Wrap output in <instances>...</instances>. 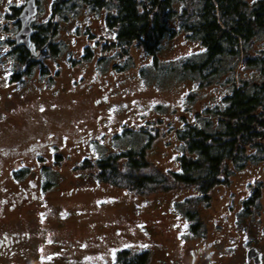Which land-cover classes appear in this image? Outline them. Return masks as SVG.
I'll return each mask as SVG.
<instances>
[{
	"label": "rangeland",
	"instance_id": "obj_1",
	"mask_svg": "<svg viewBox=\"0 0 264 264\" xmlns=\"http://www.w3.org/2000/svg\"><path fill=\"white\" fill-rule=\"evenodd\" d=\"M53 1L38 0V23L48 21ZM199 1L171 0L175 30L162 38L154 61L144 56L135 41L124 45L123 50L110 46L107 103L94 105L105 93L90 84L89 75L99 64L83 61L79 68L62 66L59 76L53 79L48 78V75L53 76L52 72L43 73L45 76L35 72L14 84L8 83L1 71L0 101L4 111L15 100L19 107L18 123L24 122L19 128L30 129L26 126L29 123L36 129L43 125L42 128L57 130L68 139L72 134L84 135L93 129L97 144L83 148L81 158L85 156L83 152L91 154L84 165L94 164L109 155L124 173L121 154L129 150L137 154L145 149L150 152L146 161L151 154L152 159L142 174L161 180V171L166 168L178 171L174 168L176 158L185 153L187 144L179 136L173 137V131L191 126L204 129L210 135L221 132L218 113L227 108V97L232 91L250 94L264 85V28L253 26L247 42L238 38L237 55H217L208 61L207 49L194 28L198 20L194 9L200 5ZM242 1L246 4L244 14L249 17L255 6L264 2ZM25 2L0 0V60L3 62L10 59L5 56L9 48L6 40L12 34L15 14H19ZM73 4L76 12L70 9ZM85 5L70 3L65 8L70 10L65 13L66 17L57 19L55 41L74 40L75 31L85 24L94 27L96 34H107L103 27L96 30L100 21L92 18L91 10ZM112 9L110 5L109 15ZM186 23L193 26V31ZM109 38L115 39L110 30ZM183 41L185 43L181 44ZM7 89H17V92L9 94ZM262 97L264 103V94ZM78 118L81 126L74 132ZM149 125L169 130L144 148V133H150ZM70 144L65 141L66 148ZM255 144L244 147L245 155L257 154ZM188 156L194 161L198 154ZM239 165L231 159L224 160L210 184H202L199 180L193 185L179 183L176 188H170L169 184L161 182L137 190L125 182L115 185L102 181L99 174L105 175V172L88 167L82 170L79 180L71 177V181H77L82 188L80 204L72 211L74 217L61 216L60 219L59 212H55L59 215L38 221V208L35 207L34 264H116L120 251H127L129 255L146 253V264H191L190 251L199 250L215 237L220 242L213 247L208 264H247L248 247L254 246L264 255V159L255 164L247 160L246 164ZM201 173L193 171L190 174L199 177ZM90 186L94 187L92 192ZM254 188L257 189L255 205L251 206L249 215L243 216L239 214V205ZM91 193L96 195V200L90 201ZM196 199H205L208 205L199 217L202 227L192 230L193 210L199 208L192 205ZM214 221L217 227L206 231ZM203 259L205 257L198 258L196 262L205 264Z\"/></svg>",
	"mask_w": 264,
	"mask_h": 264
},
{
	"label": "flooded vegetation",
	"instance_id": "obj_2",
	"mask_svg": "<svg viewBox=\"0 0 264 264\" xmlns=\"http://www.w3.org/2000/svg\"><path fill=\"white\" fill-rule=\"evenodd\" d=\"M89 1L54 0L48 21L38 23L35 16V20L31 24L32 32L29 38V42L34 48L32 51L28 50L24 45L17 44V35L21 24L18 21L19 14L16 13L15 20L12 23V34L6 40L9 48L6 50L5 56L10 57V59L4 62L0 60V72L5 73L6 81L14 84L35 72H38L37 74L41 76H45L46 74H43L45 72H52L53 76L48 75V78L53 79L54 76H59L62 66L79 68L83 61H94L99 64L97 65L99 68L89 75L90 84L96 86V89H99L101 93L105 91L104 96L99 100L97 99L94 105L100 106L101 103H107L109 98L110 46L117 50H123L124 45L128 43L121 41L118 38V28L109 24V6L104 4L93 7ZM77 2L86 4L85 7L91 10L90 13L93 14L91 15L92 18L98 22L100 21L96 30H101L103 27L107 34H96L94 27L85 24L82 28L79 27L75 31L74 40H69V42L63 41V39H60L59 42L55 41L58 34L59 21L57 19L66 17L65 13L70 9H72V12H76L75 8H73L76 6L75 4L71 5L70 9L65 8L70 3ZM159 2H163V0H159ZM36 3H38V0H36ZM159 9V6H156V11L150 16L157 15L160 21L166 25L168 31L163 37L166 38L175 30L174 22L172 21V16L168 15V8H165V13H160ZM170 9L172 8L170 7ZM109 30L114 34V40L109 38ZM184 43V41L181 42V44ZM134 44L142 49L146 58L151 61L156 59L160 43L155 46L154 53L147 52L137 42ZM100 74L102 75L101 78ZM78 86L81 89L82 85L79 84ZM7 90L9 94H16L17 92V89ZM79 102L80 96H78L77 103L79 104ZM2 108V102L0 101V264H34L33 225L35 207L38 208L36 211L38 221H41L40 218L45 219L59 214L60 219L61 216L63 218L74 217L75 215L72 211H75L77 205L80 204L78 201L82 197V188L76 184L77 181H71V177L74 180H79L82 170H86L88 167L96 170L102 169L101 161L105 160L109 163V155L106 159L98 161L99 163L96 161L94 164L84 165L83 162L87 161L91 154L89 151L83 152L85 156L81 158L83 148L97 144V135L93 134V129H89L84 135L72 134L70 139L57 130L49 131L48 128H42L43 125L36 129V127L31 126L34 124L29 123L26 126H30V129H21L19 127H22L24 122L18 123L19 107L16 101L13 100L11 102V106L7 111ZM98 120H100V117H98ZM78 126H81L79 118L74 132L79 130ZM149 126H151L148 128L150 133L145 132L143 129L146 139L144 148L150 147L156 137L161 136L163 131L169 130V128L164 129V127L161 129L158 125ZM128 131L131 130L128 129ZM179 131L176 128L173 131V137L176 138ZM65 141H70L71 143L67 148ZM129 152L130 150L124 152L125 156L122 157L124 173H128L132 169L130 166L132 162L143 164L142 170L147 169L151 163L150 159H152V154L149 156V160L146 161L145 159L147 153H150L148 150L143 149L134 156L128 155ZM190 153L187 148L185 153L176 158L177 161L174 168L178 171H173L169 168L161 171L164 183L169 184L170 188H176L178 184L174 174L182 169V159L184 158L186 162H193L192 158L188 156ZM110 158V162H114V159ZM67 168L68 171H66ZM142 170L140 171L141 174L143 173ZM97 175L98 173L94 175L95 180L98 177ZM146 176L149 177V175ZM153 183L154 185L156 184V182ZM93 188V186H90L91 192ZM256 190V188L252 189L251 193L242 200L239 205V214L243 216L250 214L252 211L251 206L255 205L257 199ZM92 200H96V195L92 196L91 193L90 201ZM193 202V206H199V208L193 210L191 218V221L195 220V223L192 225L193 228H190L195 230V227H202V219L199 221V217L203 214L202 210L206 211L204 206L208 204H205V199H196ZM55 212H59V214H54ZM215 227H217V222L214 221L212 226L208 227L206 231L213 230ZM218 242H220V239L215 237L211 241L204 243L199 250L192 249L190 251L191 264H198L196 262L197 259L203 257H205L203 259L205 264H208L207 262L210 261L213 254V247ZM251 247L254 246H250L248 249ZM68 258H71V256ZM247 264L253 263L250 261ZM261 264H264L263 253Z\"/></svg>",
	"mask_w": 264,
	"mask_h": 264
},
{
	"label": "trees",
	"instance_id": "obj_3",
	"mask_svg": "<svg viewBox=\"0 0 264 264\" xmlns=\"http://www.w3.org/2000/svg\"><path fill=\"white\" fill-rule=\"evenodd\" d=\"M90 1L93 7L111 5L113 9L109 15V24L118 28V38L126 43L136 41L150 53L155 52V46L168 31L157 15L150 16V14H154L156 6H159L160 13H165V8H168V15L173 16V9H170L171 0H163V2L159 0ZM199 3L198 8L194 9L198 19L194 28L200 34L201 43L207 49L208 61L217 55H237V39L247 42L252 35L253 26L256 25L257 29L264 28V2L255 6L252 17L244 14L246 4L242 0H200ZM217 21H220L223 27ZM185 25L193 30V26L189 27L188 23ZM263 94L264 85H260L250 94L242 90L232 91V94L227 97V108L218 113L223 128L221 132L210 135L204 129L191 126L177 132V136L185 140L188 150L198 154L193 162L182 159L181 171L174 174L178 184H195L199 180L202 184H210L218 174L217 167L224 160L231 159L237 164L240 163L239 166H241L246 164L247 160L255 164L264 159ZM250 143L255 144L253 147L258 151L257 154L245 155L244 147ZM128 155L134 156L135 153L130 150ZM123 156H125L124 153L120 158ZM110 159L109 163L105 160L101 161L102 171L105 172V175L99 174L102 181L115 185L125 182L136 190L153 182L156 184L164 182L163 179L161 181L156 177L141 174L143 164L132 162L130 166L134 170L123 173L114 164L115 159L114 162H110ZM193 171L202 173L198 174L199 177L193 176V178L190 174ZM110 176H113L114 181H111ZM115 262L116 264H146V253L129 255L127 251H120L117 253Z\"/></svg>",
	"mask_w": 264,
	"mask_h": 264
},
{
	"label": "water",
	"instance_id": "obj_4",
	"mask_svg": "<svg viewBox=\"0 0 264 264\" xmlns=\"http://www.w3.org/2000/svg\"><path fill=\"white\" fill-rule=\"evenodd\" d=\"M37 12L38 5L36 3V0H27L18 15V21L21 24V28L17 35V44L24 45L28 50L31 51L34 49L29 42L30 34L32 32L31 24L34 22ZM245 259L246 262L252 261L253 264H261L262 253L256 248L251 247L246 251Z\"/></svg>",
	"mask_w": 264,
	"mask_h": 264
},
{
	"label": "snow or ice",
	"instance_id": "obj_5",
	"mask_svg": "<svg viewBox=\"0 0 264 264\" xmlns=\"http://www.w3.org/2000/svg\"><path fill=\"white\" fill-rule=\"evenodd\" d=\"M9 2H11V0H9Z\"/></svg>",
	"mask_w": 264,
	"mask_h": 264
}]
</instances>
